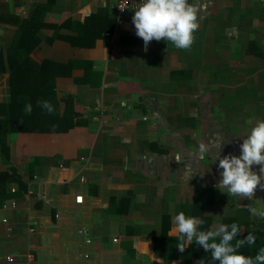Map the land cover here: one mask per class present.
Segmentation results:
<instances>
[{"label": "crops", "instance_id": "1", "mask_svg": "<svg viewBox=\"0 0 264 264\" xmlns=\"http://www.w3.org/2000/svg\"><path fill=\"white\" fill-rule=\"evenodd\" d=\"M189 2L199 28L185 51L164 40L144 47L133 15L116 26V0H0V129L24 114L21 103L5 108L8 59L33 34L44 37L29 53L36 62L75 60L47 74L54 90L41 101L55 111L36 100L37 130L8 133L6 155L0 149V256L13 257L0 264H186L180 254L197 264L170 248L180 209L210 217L208 229L228 215L260 218L250 209L264 210V189L247 200L216 185L220 156H239L247 121L264 120V4ZM62 23L61 33L100 35L89 47L52 39Z\"/></svg>", "mask_w": 264, "mask_h": 264}, {"label": "clouds", "instance_id": "2", "mask_svg": "<svg viewBox=\"0 0 264 264\" xmlns=\"http://www.w3.org/2000/svg\"><path fill=\"white\" fill-rule=\"evenodd\" d=\"M125 8H121L123 10ZM135 35L141 38L145 45L153 40H164L176 49L188 51L195 43V32L199 28V14L197 8L189 0H142L132 16ZM37 106L52 114L53 105L43 100L37 101ZM32 104L26 103L24 112L32 113ZM22 123V121H21ZM252 124L248 135L239 145V156L227 154L220 156L218 168L222 169L221 179L216 187L228 196H239L241 199L252 200L259 187L264 189V120L258 122L247 121ZM55 127V125L53 126ZM225 143L217 147V156ZM199 151L206 153L208 146L199 145ZM254 165L260 168V175L252 170ZM254 216L264 219V210L251 208ZM173 232L178 239L176 247L183 253L195 242L206 253H210L213 264H264V247L255 256L245 255L239 251L245 244L251 246L256 243L253 233H248L243 239H238L242 231L237 223L231 225L219 223L207 230H202L204 220L184 212L177 213L172 220ZM234 242V243H233Z\"/></svg>", "mask_w": 264, "mask_h": 264}, {"label": "trees", "instance_id": "3", "mask_svg": "<svg viewBox=\"0 0 264 264\" xmlns=\"http://www.w3.org/2000/svg\"><path fill=\"white\" fill-rule=\"evenodd\" d=\"M65 26V23L60 25L54 26L57 28L56 34L54 33L51 38H62L67 40L72 45H79V46H92L95 39L100 35L97 31H90V32H78V33H61L59 29ZM44 37L41 34H33L31 39L33 43L30 46L26 47L24 50L20 51L18 55L14 56V58L8 59L9 65V100L5 104V108L7 110H11L15 108V105L18 103L25 107L26 103L32 104V113L30 115L24 114L22 115L21 119L16 120L17 118L16 111L15 116L13 117L14 120L10 122L13 123L11 127L5 126V121H2V128L0 129V149L1 153L6 155L7 151V137L8 133H14L17 131H29V130H37L32 129L29 123H34L33 113H34V105H36V100H42L43 97L46 96V92L50 89V92L53 93V85L54 81L51 77L47 74L49 69L55 68L57 71L51 73L57 74L59 69L63 70V66L66 68H71L75 64L74 59H69L65 63H60L51 59H44L40 63L36 62L32 57H30L29 53L33 45L39 43ZM31 43V41L29 42ZM81 62L88 64V60H80ZM34 75L37 76V79H33ZM47 84H50L48 86ZM40 98V99H39ZM8 115V114H6ZM11 115V114H10ZM9 115V116H10ZM22 121V123H21ZM41 121H43L41 119ZM60 128H56L59 130ZM41 130V128L39 129ZM6 160V161H5ZM3 161L7 162V158L3 157ZM8 175L7 172H3ZM13 172L9 173L8 176L13 177ZM189 207L185 206L183 209H180L179 212H184L186 215H196L197 213L190 207V212H188ZM198 215V214H197ZM202 215V214H201ZM204 224L202 225V230H207L209 227L210 217L203 216ZM258 221V220H257ZM255 222V220L250 217V214L247 213V219H244L243 222L240 221L239 213L232 216H226L223 220L224 224L231 225L232 223H237L240 227L243 224L244 231L242 234H238V239H243L248 235V233H253L256 237V243L254 245H247L243 246L239 251L243 252L245 255L255 256L256 252L259 248L264 247V220L260 223ZM165 233V230L164 232ZM178 240V239H177ZM175 245L170 246V248H175ZM234 243V242H233ZM176 251V249H174ZM195 255L197 258V264H213L211 261L210 253H206L202 247H199L195 242H193L190 246L185 249V254ZM180 254V253H179ZM179 257L189 264V258L185 256L179 255ZM218 264V262H216Z\"/></svg>", "mask_w": 264, "mask_h": 264}, {"label": "built area", "instance_id": "4", "mask_svg": "<svg viewBox=\"0 0 264 264\" xmlns=\"http://www.w3.org/2000/svg\"><path fill=\"white\" fill-rule=\"evenodd\" d=\"M256 1H260L264 4V0H256ZM142 3V0H116V3H115V13H116V16H115V23H116V26H119V25H122L124 22H125V16L126 15H134V10L136 9V7ZM121 8H125L123 10H121ZM81 181H84V177L81 176ZM75 202L76 203H82V200H83V196L81 194H78L75 196ZM4 208H7V207H12L14 208L15 207V203L12 202L10 204H4L3 205ZM2 223H4L6 225V230L7 231H12V227L8 224V220L6 217H3L2 218ZM86 230L85 229H81V233H85ZM87 242H90V239L88 238L86 240ZM28 260H31V257H28ZM2 261H6V262H12L13 261V257L10 256V255H6V256H0V263Z\"/></svg>", "mask_w": 264, "mask_h": 264}, {"label": "rangeland", "instance_id": "5", "mask_svg": "<svg viewBox=\"0 0 264 264\" xmlns=\"http://www.w3.org/2000/svg\"><path fill=\"white\" fill-rule=\"evenodd\" d=\"M230 201V202H229ZM227 202H229V203H232V201L231 200H228V201H224V203L226 204ZM258 205H260V203H255V208H257L258 210H259V207H258ZM230 213V212H229ZM229 216V215H228ZM223 218V217H222ZM264 219H261V218H258V223H260V222H262Z\"/></svg>", "mask_w": 264, "mask_h": 264}, {"label": "water", "instance_id": "6", "mask_svg": "<svg viewBox=\"0 0 264 264\" xmlns=\"http://www.w3.org/2000/svg\"><path fill=\"white\" fill-rule=\"evenodd\" d=\"M143 44H144V42H143ZM146 45L144 44V47H145Z\"/></svg>", "mask_w": 264, "mask_h": 264}]
</instances>
